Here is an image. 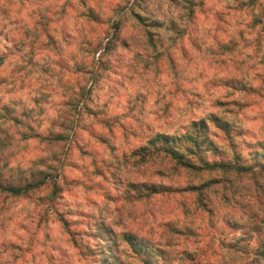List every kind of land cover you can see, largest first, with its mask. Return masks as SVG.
<instances>
[{
    "label": "rangeland",
    "instance_id": "rangeland-1",
    "mask_svg": "<svg viewBox=\"0 0 264 264\" xmlns=\"http://www.w3.org/2000/svg\"><path fill=\"white\" fill-rule=\"evenodd\" d=\"M262 17L264 0H0V183H59L0 189V264H264ZM193 120L204 159L250 168L140 150Z\"/></svg>",
    "mask_w": 264,
    "mask_h": 264
},
{
    "label": "trees",
    "instance_id": "trees-1",
    "mask_svg": "<svg viewBox=\"0 0 264 264\" xmlns=\"http://www.w3.org/2000/svg\"><path fill=\"white\" fill-rule=\"evenodd\" d=\"M258 23L264 25V17L259 18ZM215 120V119H213ZM208 127L206 120H201L197 122L193 120L190 123V129L184 134H178L175 137L166 133H157L155 136L151 137L148 140L147 146H142L140 150L149 149L152 147L153 150L146 151L149 154L155 153L169 162L173 169L182 168L189 170L191 172L197 170H221V171H230L233 168H244L246 171L249 166L245 164H239L238 160L231 164L230 160L222 161H209L203 158L202 151V131L204 128ZM145 152V151H144ZM145 154V153H144ZM148 154V155H149ZM58 180L57 176L53 175L51 172L37 171L35 174H31L28 181L25 184H14V183H0L1 191H7L11 195L28 196L32 191L38 189L42 186H49L51 188V195L48 197L51 200H54L57 190H58ZM201 186H188L185 189L189 190H199ZM152 192L161 191L162 188L154 187L149 188ZM148 189V190H149ZM46 197V199H49ZM126 240L130 243L132 248L136 252L143 251L144 244L142 241L137 240L134 236L126 235ZM110 253V250H108Z\"/></svg>",
    "mask_w": 264,
    "mask_h": 264
}]
</instances>
